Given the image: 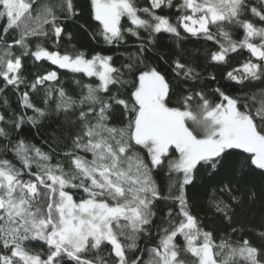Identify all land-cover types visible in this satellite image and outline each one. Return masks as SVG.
<instances>
[{"label":"snow or ice","instance_id":"6c2138e0","mask_svg":"<svg viewBox=\"0 0 264 264\" xmlns=\"http://www.w3.org/2000/svg\"><path fill=\"white\" fill-rule=\"evenodd\" d=\"M86 6L93 41L138 42L126 63L64 47L66 22L84 11L77 0H0V96L7 106L18 94L24 109L0 112V264H264V211L247 230L258 244L235 222L246 205L264 209V88L208 91L183 51L165 60L171 79L146 56L164 34L177 48L195 38L214 46L209 80L211 67L235 85L264 84V0ZM45 62L55 67L26 75ZM58 70L73 74L71 92ZM51 116L60 131L47 150L22 138L24 124L43 127ZM165 170L169 195L157 183ZM202 174L217 178L208 202L228 225L221 235L202 226L187 195Z\"/></svg>","mask_w":264,"mask_h":264},{"label":"trees","instance_id":"16d2710c","mask_svg":"<svg viewBox=\"0 0 264 264\" xmlns=\"http://www.w3.org/2000/svg\"><path fill=\"white\" fill-rule=\"evenodd\" d=\"M77 2L78 4L84 6V11L76 22H66L67 31L72 34V38H64V47L69 51H71L73 47H75L76 50L85 51L88 54H92L94 52H102L104 54L113 55L116 66H120L122 63H126L128 53L134 52L136 50V44L138 42L135 41V38L128 39L126 46L112 49H109L106 45H104L99 37H97V41H93L90 34L96 33L97 22L90 18L86 6V0H77ZM140 3H144V0H140ZM213 47L214 46L211 44V42L196 40L195 38H192L190 40L181 42V47L177 48L176 40L168 36L167 34H164L157 38V43L152 46L151 51L146 53V56L148 57L150 63L155 65L162 73H164L169 79H171L173 74L169 69V64L165 63V60L175 59L176 57L172 54L183 51V55L190 62L191 66L201 73L202 79L196 82L197 86L205 88L208 91H211L216 87H222L233 95L241 96L250 91H259L261 88H264V84H261L258 81L253 82L254 87H242L240 85H235L234 82H228L227 80L222 79L220 76L221 71H223L222 68L209 67L208 72L215 74L217 76V81L213 82L209 80L205 72V67L207 65L206 51ZM161 56H163L164 59H161ZM248 56L249 54L244 51L242 57L240 58L246 59ZM54 67L55 66L48 65L46 62L44 63L43 68H36L32 65H29L26 75L31 78V76L37 72H42L47 68ZM58 71H60L61 73V81L63 82V86L66 88V90L71 92L72 89L75 88V84L73 83V74H64L63 70ZM189 86L190 83L186 82H181V84L179 85L182 90ZM7 99L8 105L5 106L3 104V97L0 96V112L7 110L9 114L13 112L19 114L24 111V109L19 106L18 94L10 92L8 93ZM34 99L37 104L40 103L39 96H34ZM28 114H32L30 110L28 111ZM60 119L61 117L51 116L48 119L47 124H45L43 127H41L40 125L34 127L31 124H24V132L22 134V138H25L29 142L35 143L37 144V146H40L47 150L48 145L47 143H45V141L48 140V142H51L50 137L53 135V132L60 131V124L56 123V121ZM48 125H50V127ZM37 129H39V131ZM4 143L5 141L3 140V138H0V147H3ZM170 182L171 181L167 170L162 172L157 177V183L163 188L164 195H169ZM250 183L256 184L258 187L260 178L254 177L252 178ZM218 188L219 185L217 183V178L202 174L197 178L196 187L188 186L187 195L191 204L193 205L192 211L200 218L202 226L206 230H211L214 231L217 235H221L229 230L228 225L222 220L220 214L216 213L215 209L208 202V197L212 190ZM171 204V201L162 202V214H166L167 207ZM262 211H264V209H262L261 203L258 201L255 204L246 205L245 210L235 218L237 226L243 227L246 230L245 235H247L250 239L253 240L254 243L257 244L259 243V241L256 240L251 232L247 230L251 227H259ZM140 243L141 247H143V241H141ZM145 259H147L146 256Z\"/></svg>","mask_w":264,"mask_h":264}]
</instances>
